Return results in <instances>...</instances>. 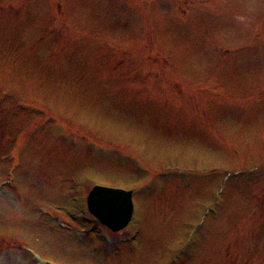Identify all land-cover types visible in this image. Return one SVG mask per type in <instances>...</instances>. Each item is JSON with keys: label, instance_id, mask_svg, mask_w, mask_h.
<instances>
[{"label": "rangeland", "instance_id": "1", "mask_svg": "<svg viewBox=\"0 0 264 264\" xmlns=\"http://www.w3.org/2000/svg\"><path fill=\"white\" fill-rule=\"evenodd\" d=\"M135 2L0 0V264H264V0ZM74 183L134 190L131 224L80 232Z\"/></svg>", "mask_w": 264, "mask_h": 264}, {"label": "water", "instance_id": "2", "mask_svg": "<svg viewBox=\"0 0 264 264\" xmlns=\"http://www.w3.org/2000/svg\"><path fill=\"white\" fill-rule=\"evenodd\" d=\"M103 192H105V191H103ZM94 195H96V194L94 193ZM112 196L114 199H118V198L123 199L125 202L124 208L128 209V211H127L128 213L129 212L131 213V204L129 203V198L127 195H124L122 193H113ZM103 198L105 199L107 197L103 196ZM91 208L94 211V214L100 220L105 222L107 225H109L113 229H120V228L124 227L130 218V213H129V215H127L124 211H122V212L118 211L117 213H105L97 205H95V206L92 205Z\"/></svg>", "mask_w": 264, "mask_h": 264}]
</instances>
